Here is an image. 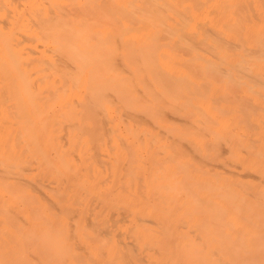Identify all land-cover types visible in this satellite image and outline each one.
<instances>
[{
	"label": "bare ground",
	"instance_id": "6f19581e",
	"mask_svg": "<svg viewBox=\"0 0 264 264\" xmlns=\"http://www.w3.org/2000/svg\"><path fill=\"white\" fill-rule=\"evenodd\" d=\"M0 264H264V0H0Z\"/></svg>",
	"mask_w": 264,
	"mask_h": 264
}]
</instances>
